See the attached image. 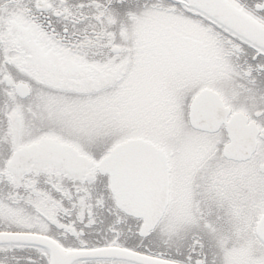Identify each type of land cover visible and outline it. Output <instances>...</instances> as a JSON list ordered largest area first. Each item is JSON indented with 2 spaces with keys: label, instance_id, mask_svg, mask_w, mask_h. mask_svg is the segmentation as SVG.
I'll list each match as a JSON object with an SVG mask.
<instances>
[{
  "label": "snow or ice",
  "instance_id": "obj_1",
  "mask_svg": "<svg viewBox=\"0 0 264 264\" xmlns=\"http://www.w3.org/2000/svg\"><path fill=\"white\" fill-rule=\"evenodd\" d=\"M0 264H264V0H0Z\"/></svg>",
  "mask_w": 264,
  "mask_h": 264
}]
</instances>
